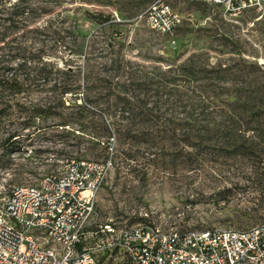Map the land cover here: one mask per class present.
Returning a JSON list of instances; mask_svg holds the SVG:
<instances>
[{
    "label": "rangeland",
    "instance_id": "1",
    "mask_svg": "<svg viewBox=\"0 0 264 264\" xmlns=\"http://www.w3.org/2000/svg\"><path fill=\"white\" fill-rule=\"evenodd\" d=\"M14 1L0 0V76L33 80L0 91V204L71 160L109 159L86 227L98 264H131L105 225L264 223V5L230 15L162 0L180 24L161 34L141 17L153 0H42L46 11L12 23ZM54 78L83 87L58 99Z\"/></svg>",
    "mask_w": 264,
    "mask_h": 264
},
{
    "label": "built area",
    "instance_id": "2",
    "mask_svg": "<svg viewBox=\"0 0 264 264\" xmlns=\"http://www.w3.org/2000/svg\"><path fill=\"white\" fill-rule=\"evenodd\" d=\"M220 6L230 15L261 9L264 0H189ZM147 26L161 34L180 24V15L162 0L142 11ZM110 160H71L60 172L34 184L13 185L0 204V264H98L102 242L90 245L94 195ZM110 242L131 264H264V223L247 228L213 226L178 230L158 224L122 226Z\"/></svg>",
    "mask_w": 264,
    "mask_h": 264
},
{
    "label": "trees",
    "instance_id": "3",
    "mask_svg": "<svg viewBox=\"0 0 264 264\" xmlns=\"http://www.w3.org/2000/svg\"><path fill=\"white\" fill-rule=\"evenodd\" d=\"M82 2H92V1H96L99 4H103L109 0H80ZM39 8L43 11H46V9L48 8V3L43 2L42 0H15L13 3H11L10 5H8L7 10L5 11V13L8 16V19L13 23L16 22L17 19L19 20H23V19H28L30 17H34L35 13H38ZM97 16L102 18H99L98 21L99 22H107L111 17L110 15H103L102 12H98ZM3 38V37H2ZM0 38V39H2ZM42 65L39 67L40 70L44 71V72H49L50 70H46V66H50V63L48 62H41ZM22 65H25L24 63H18L17 67H21ZM182 69H186L187 73H194V71L191 69V67H182ZM57 72H59L60 76L61 75H65L67 72L65 71H61L59 68L55 69ZM33 79H29V78H23V77H19L17 75H10V76H0V91H5V90H9V91H13V92H19L22 85L24 83H30L32 82ZM43 82L44 84L47 83V78H43ZM62 79H56L54 78L53 81L50 83L51 85V89H55L56 92H53L55 96H57V98H61L64 94L69 93V94H74L76 92L77 89H79V87H83V81L80 82L79 79L77 80H73L71 82L66 83L65 81H60ZM118 83H114L112 85V88L114 86H117ZM52 98H54V96H50ZM115 98L118 99H123L122 97H120L119 95H115ZM126 101V100H125ZM4 115V108H0V118ZM105 132L109 133L110 127L107 125H103L101 127ZM116 131H120L121 128H115ZM127 131H133L131 130V128L127 129ZM98 134H103V131H99ZM95 134H92V136H94ZM97 135V134H96ZM13 134H10L7 138L12 137Z\"/></svg>",
    "mask_w": 264,
    "mask_h": 264
}]
</instances>
